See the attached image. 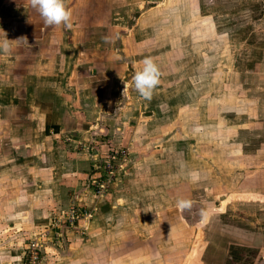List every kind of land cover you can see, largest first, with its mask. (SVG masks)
Instances as JSON below:
<instances>
[{
    "label": "rangeland",
    "instance_id": "1",
    "mask_svg": "<svg viewBox=\"0 0 264 264\" xmlns=\"http://www.w3.org/2000/svg\"><path fill=\"white\" fill-rule=\"evenodd\" d=\"M64 3L0 0V264H264V0Z\"/></svg>",
    "mask_w": 264,
    "mask_h": 264
},
{
    "label": "clouds",
    "instance_id": "2",
    "mask_svg": "<svg viewBox=\"0 0 264 264\" xmlns=\"http://www.w3.org/2000/svg\"><path fill=\"white\" fill-rule=\"evenodd\" d=\"M31 6L43 18L46 25H63L66 28L72 27V13L65 6L64 0H31ZM8 41L6 40L3 44H0V49L7 50L9 46ZM141 63L143 67L136 71L132 77V88L141 97L150 99L155 87L159 83L160 69L151 57H145ZM126 90L127 85L125 87ZM176 206L181 211L190 209L192 207V201L188 198H179ZM211 211V207L201 209V224H203Z\"/></svg>",
    "mask_w": 264,
    "mask_h": 264
},
{
    "label": "built area",
    "instance_id": "3",
    "mask_svg": "<svg viewBox=\"0 0 264 264\" xmlns=\"http://www.w3.org/2000/svg\"><path fill=\"white\" fill-rule=\"evenodd\" d=\"M30 248H32L30 251V257L32 258V262L35 263V261L38 260L40 256L38 244H32V247Z\"/></svg>",
    "mask_w": 264,
    "mask_h": 264
}]
</instances>
